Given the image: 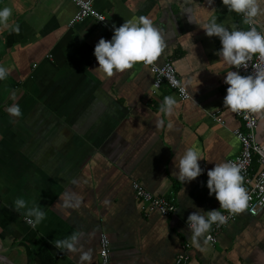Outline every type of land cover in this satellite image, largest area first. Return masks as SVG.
I'll return each mask as SVG.
<instances>
[{"label":"crops","instance_id":"0c3cea01","mask_svg":"<svg viewBox=\"0 0 264 264\" xmlns=\"http://www.w3.org/2000/svg\"><path fill=\"white\" fill-rule=\"evenodd\" d=\"M93 3L106 23L88 17L70 25L79 9L72 0H0V7L12 9L9 26L0 24V65L8 69L0 80V264H80V252L54 245L73 233L80 234L82 250H91V264H102V233L111 240L109 264H176L186 243V264H264V209L236 213L215 245L201 238L196 247L187 226L196 207H219L209 195L207 169L241 151L234 132L241 119L223 103L224 76L237 69L217 55L219 37L203 28L212 15L241 27L240 15L222 0ZM258 3L256 20L264 31V0ZM140 15L161 32L156 61L174 62L192 98H180L167 84L154 89V74L142 62L112 76L95 69L98 39H110L113 24ZM165 95L177 100L171 115L159 110ZM13 104L19 116L7 111ZM256 115L257 139L264 144V111ZM190 146L199 149L205 171L182 182L173 157ZM134 181L156 195L173 193L176 212L146 211ZM64 193L78 195L79 206H65ZM18 196L46 211L35 228L11 207Z\"/></svg>","mask_w":264,"mask_h":264},{"label":"clouds","instance_id":"9594fccd","mask_svg":"<svg viewBox=\"0 0 264 264\" xmlns=\"http://www.w3.org/2000/svg\"><path fill=\"white\" fill-rule=\"evenodd\" d=\"M211 2V0H210ZM229 12H235L242 16V23L249 27H240L238 23L226 24L218 21L216 15H212L203 26L206 34L219 37L221 47L217 49V55L228 65L247 68L249 61L254 54L264 61V31L256 27V17L261 9L258 0H222ZM190 13V10H186ZM12 9L9 6L0 7V24L9 26V17ZM189 20H193L191 14ZM102 20V19H101ZM13 30L19 32V25H12ZM113 35L110 39L101 36L94 46V55L98 61L95 69H99L106 76H112L114 71H123L137 62L152 64L160 55L164 46L160 30L153 20L147 15H140L138 18L126 19L122 24H113ZM254 72L242 74L239 70H229L224 76V82L228 85L226 95L223 98L225 106L233 112L245 111L247 113H258L264 111V63L252 64ZM162 75L166 74L161 70ZM8 75V69L0 65V80ZM184 92V89H180ZM177 104L174 95H165L160 104L159 110L162 113L171 115ZM7 111L19 116L21 109L19 105L13 104ZM157 126H164L165 121L157 118ZM171 127V123L168 125ZM202 158L199 149L195 146L187 147L182 153L173 157L175 174L182 182L191 181L205 171L199 160ZM206 185L209 195L215 194L219 201L218 208L201 211L196 207L187 216V226L191 231L192 243L200 246V239L205 242L211 236H205L213 224L217 226L227 222L228 214L234 215L248 206V193L242 183L243 176L240 167L230 161H215L212 168L207 169ZM76 181H73L75 183ZM65 206L78 207L80 197L74 193H64L60 196ZM105 203H108L107 199ZM11 207L22 212L27 224L35 228L46 217V211L36 201H30L23 196L16 197ZM79 233H73L68 237L56 239L54 245L62 251L80 252V264H91V250H82L79 247Z\"/></svg>","mask_w":264,"mask_h":264},{"label":"built area","instance_id":"2783aa9c","mask_svg":"<svg viewBox=\"0 0 264 264\" xmlns=\"http://www.w3.org/2000/svg\"><path fill=\"white\" fill-rule=\"evenodd\" d=\"M78 6L77 13L70 21V25H74L78 21L94 17L99 22L106 23L107 18L104 13L99 11L93 3V0H72ZM241 20L242 16L240 15ZM102 19V20H101ZM243 28L249 27L242 24ZM256 27L261 30L257 20ZM143 63V62H142ZM264 63L259 59L258 54H254L249 61L248 67H241L239 70L242 74L254 72L252 64ZM144 64V63H143ZM154 74L153 86L154 89H160L164 84H167L172 90L176 91L180 98L186 100L192 98L187 86L180 78L177 66L172 60H167L163 64H159L154 61L152 64H144ZM163 70L164 75H162ZM228 87V85H227ZM181 88L184 92H181ZM236 115L241 119L242 125L234 130L235 134L240 140L241 151L240 153L230 158L229 160L236 163L241 170L243 176L242 183L248 193V206L245 208L252 215L259 214L264 209V144L260 143L257 139V129L259 126V119L256 113H247L245 111L236 112ZM258 162L260 164V170L254 171V164ZM133 189L136 197L145 205L146 211L157 210L165 216L172 215L176 212L177 199L172 193L168 195H156L148 188H146L141 182L134 181ZM229 216L226 223L217 226L213 224L206 236H211V239L207 240L210 244L215 245L218 242L220 233L225 227L236 218V214L230 215L226 210L222 209ZM191 245L186 243L184 250L176 257V264H186L190 258L188 249ZM100 258L102 264H109L111 262V240L107 233H102L100 238Z\"/></svg>","mask_w":264,"mask_h":264}]
</instances>
